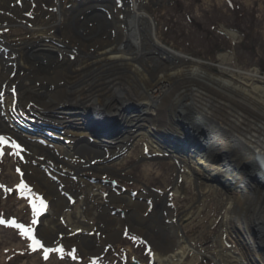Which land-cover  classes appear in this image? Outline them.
Wrapping results in <instances>:
<instances>
[{
	"label": "rangeland",
	"instance_id": "1",
	"mask_svg": "<svg viewBox=\"0 0 264 264\" xmlns=\"http://www.w3.org/2000/svg\"><path fill=\"white\" fill-rule=\"evenodd\" d=\"M84 1L86 4L82 6L83 0H56V2L55 0H11L12 8L15 5L18 6L20 13L22 12L30 23H24L25 19H22L13 25L0 28V42L6 43L7 46L12 43L20 44L23 39L29 38L31 32L29 27L37 24L47 26L45 32L52 36L53 40H63V37H56L60 31L57 30L59 28L54 20L59 19L60 15L63 17L66 14L69 15L70 8L75 6H80L77 10H84L89 18H93L95 16L93 14H98L99 18L102 15L103 20L107 18L111 21L121 20L124 16L123 10L127 8L125 0ZM139 1L147 2V7L144 9L154 22V31L158 39L172 50L180 52L185 56L183 59L187 61L183 62L179 56L169 57L145 47L142 50L145 52L144 56L153 57V61L148 60L151 65L149 68H157L159 74L176 73L191 64L200 67L212 76L232 79L231 71L226 70L225 67L222 69V64L264 68V0ZM6 8L7 6L0 7V13L2 11L10 13L5 10ZM95 9H99L100 13H93ZM37 11L42 14L38 18L35 17ZM90 12L93 14L88 15ZM117 30L119 31L117 28H110L112 35ZM139 30L144 47L147 43L145 33L141 28ZM101 38L106 39L107 37L101 35ZM0 48L4 50L2 46ZM46 55L52 54L46 53ZM65 55L74 64L77 60H81L79 58L81 55L70 51L65 52ZM43 62H46L45 59ZM167 87L178 91L179 85L177 82H171L162 88ZM258 88L260 95L264 97L262 85ZM139 105L135 100L126 101L119 109L121 110L120 117L127 118L129 115L139 113ZM17 106L20 108L13 94L0 97V121L12 132L22 135L26 141H29L32 151L40 159L48 155L46 151L51 150L56 154H63L65 150H73L75 146L65 139L66 131H72L81 136L77 144L85 145L84 143L90 141L96 145H93L95 148H105L104 150L107 151L110 149L109 142L112 138L96 137L84 126L88 118L96 119L90 108L91 113L76 107L65 114L56 115L57 119H55L26 114L24 111L18 112ZM182 107L187 108L185 103ZM168 109L167 104H163L160 112L154 109L152 113L155 115L153 119L155 125H146V122L141 125L143 136L128 141L122 152L108 159L107 171L100 167L85 168L79 171L78 180L72 175L70 176L72 180L64 183L47 171V176L54 180L53 189L59 195L60 202H63L64 210L73 214L77 212L82 221L92 223L95 221L90 219L91 216L99 212L101 204L109 201L107 198L109 195L124 196L127 200L135 201L139 198L140 193L138 192L145 191L149 196H146V206L142 213L153 214V217H147L142 220V223L150 224L151 221H156L162 229L161 235L157 234L158 238L166 231L170 232L169 224L178 223L176 219L182 212H189V215L179 222L183 230L179 235L191 239L196 249L202 253L193 264H222L215 259L214 252L220 236L228 249H226V257H235L237 259L235 264H264V232L257 236L258 227L255 228L250 222L246 225V218H242L239 214L237 216L239 223L226 227L231 203V198L228 197L233 185L219 176L204 178L201 168H197L194 174L193 172L187 173L188 170L191 171L190 166L182 165L177 160L176 156L188 157L204 151L207 144L201 140L191 139L189 145L183 142L184 139L181 140L180 133L183 132L182 125L187 123L182 117L175 120V117H172L170 120L166 116V113H169ZM108 115V118H115V116ZM122 122L125 131L120 137L125 136L129 128L125 119L122 118ZM87 136H90L89 140ZM5 139L8 141L7 144L0 143V186H2L0 187V220L6 221L0 223V236L4 235V244L0 241V264H33L31 262L33 259L39 260V264H52L54 261H64L60 255L65 252L71 253L73 259L80 258L85 264H107L110 259L115 260L117 264H127L133 258L142 264H156L154 249L148 240L142 234H137L128 228H125L116 240L101 245L102 252L91 259L75 246L61 242L46 243L41 240L38 231L42 223L41 219L48 213L51 214L50 202L24 175L25 170L22 163L25 161L23 151L26 147L13 148V140ZM219 141H222L221 137ZM185 146H188L190 150L183 151L182 148ZM218 152H220L217 154L218 158H222L224 151L218 149ZM111 170L119 173L126 171V174L113 175ZM248 170L247 176L249 177L242 179L238 185L257 184L258 177L250 165L234 168L235 173L243 171L247 174ZM69 171L68 167H63L61 172ZM144 172L147 173L144 174ZM21 181L28 186L27 189L17 187ZM142 183L148 187L149 191L144 189ZM178 185H180L178 193H174L173 190ZM8 189L11 191L9 192ZM200 191H205V193L201 196ZM167 197L171 202L166 199ZM37 198H42L47 205L39 214L32 207L33 201L39 207ZM164 200L168 201L165 202L167 206L172 205V209L160 204L152 205L153 201L162 203ZM19 207L22 208L18 209ZM114 212L115 210L111 211V214ZM171 215H173L172 218ZM251 217L254 215L248 216V221H255V218ZM11 220H15L17 224H23L26 228L30 227L31 235L35 236L44 248L36 247L33 250L30 247L33 244L32 239L22 235L21 229L7 223ZM33 220L36 222L33 223ZM102 224L101 226H104ZM8 236H11V239ZM45 248H62L63 251H51L45 259Z\"/></svg>",
	"mask_w": 264,
	"mask_h": 264
},
{
	"label": "bare ground",
	"instance_id": "2",
	"mask_svg": "<svg viewBox=\"0 0 264 264\" xmlns=\"http://www.w3.org/2000/svg\"><path fill=\"white\" fill-rule=\"evenodd\" d=\"M10 2L11 0H0V7L7 6L5 10L10 11L0 13V28L13 25L22 19L26 20L24 23L29 24L30 20L20 13L18 6L12 8ZM85 4L83 0L81 5ZM125 6L127 8L123 10V18L112 21L107 18L103 20L102 15L99 18L98 14H93L100 13L99 9L90 12L88 15L95 16L89 18L84 10H77L80 6L70 8L69 15H60L59 19L54 20L59 28L57 30L60 31L56 37H63V40H53L52 36L45 32L47 26L37 24L29 27V38L23 39L20 44L12 43L7 46L6 43L0 42V46L4 48H0V97L13 94L20 106L16 108L18 112L24 111L26 114L33 113L55 119L56 115L65 114L76 107L81 110L96 109L109 114L117 113L126 101L135 100L140 104L141 112L127 117L129 130L126 135L112 138L109 142L110 149L107 151L105 148L93 147L95 144L90 141L84 143L85 145L77 144L81 136L66 131L65 139L75 146L73 150H65L63 154L46 151L48 155L40 159L32 151L29 141L12 132L1 121L0 134L4 138H11L19 146L26 147L23 151L25 161L22 163L24 175L50 202L51 214L48 213L41 219L38 231L41 240L46 243L61 242L75 246L91 259L102 252L101 245L116 240L125 228H128L148 240L154 249L156 264H193L202 253L196 249L191 239L179 235L183 231L179 222L185 219L189 212H182L176 219L178 223L169 224L170 232L166 231L158 238L157 234L161 235L162 229L156 221H151L150 224L142 223L147 217H153V214L142 213L146 206V196H149L147 192L142 191L138 192L139 198L135 201L127 200L124 196L109 195V201L101 204L96 215L91 216L90 213V219L95 222L89 223L82 221L77 212L73 214L64 210L63 202H60L59 195L53 189L54 180L46 174L49 171L64 183L71 181L72 175L78 180L79 171L85 168L100 167L107 171L108 159L122 152L128 141L143 136L140 126L145 122L146 125H153L155 115L152 112L154 109L160 112L163 104H167L169 113H166V116L170 120L172 116L181 117V112L190 113L191 116L185 115L191 119L190 124L195 129L207 132L208 141H205L207 147L204 151L188 157L176 156L180 164L190 166L191 171L188 170L187 173L194 174L197 168H201L204 178L219 176L233 185L228 197L231 198V203L226 227L239 223V214L246 218V225L250 222L255 228L258 227L257 236L264 232V187L258 183L238 185L242 179L249 177V170L247 174L234 171L235 167L248 164L256 175L259 174L258 170L254 169V159L259 155L264 165V99L258 86L254 85L252 80L238 81L212 76L191 64L176 73L159 74L157 68H149L151 65L148 60L153 61V57L144 56L145 52L142 50L145 47L169 57L176 55L183 62L187 61L180 52L172 50L158 39L154 22L144 9L147 7L146 1L125 0ZM39 7L41 8L40 5ZM37 12L35 17L38 18L42 14ZM110 28H117L119 31L112 35ZM140 28L144 31L147 41L144 47ZM101 35L107 38L102 39ZM69 51L81 55V60L74 64L65 55V52ZM46 53L52 55L48 56ZM43 59L46 62H43ZM171 82H177L178 91L171 87L162 88ZM119 85L125 87H117ZM184 103L187 108L183 109ZM234 103L239 104L244 111ZM87 137L89 140L90 136ZM220 137L222 141H219ZM210 143L214 144L212 149ZM218 149L224 151L222 158L217 156L220 153ZM63 167H68L70 171L62 173ZM111 172L113 175L126 174V171ZM179 188L180 185L173 192L178 193ZM144 189L149 191L145 185ZM200 192L201 196L205 193ZM166 199L170 201L169 197ZM168 201H153L152 205L160 204L172 209V205L165 204ZM113 210L115 212L111 214ZM253 215L251 218H255V221H248V216ZM101 223L104 226H101ZM3 236H0V241L4 244ZM8 238L11 239V236ZM259 242L263 244L261 240ZM226 249V244L220 236L214 250L215 259L222 264H235L237 259L226 257ZM61 254L60 257L64 261H54L52 264H85L80 258L73 259L69 252ZM38 261L31 260L33 264H39ZM107 264L117 262L110 259Z\"/></svg>",
	"mask_w": 264,
	"mask_h": 264
},
{
	"label": "water",
	"instance_id": "3",
	"mask_svg": "<svg viewBox=\"0 0 264 264\" xmlns=\"http://www.w3.org/2000/svg\"><path fill=\"white\" fill-rule=\"evenodd\" d=\"M140 108V105H139ZM138 108V109H139ZM93 110V115L96 117L95 120H93L92 118H88V120L86 121V123H84V126L87 130H89L92 134H94L96 137H105V138H114V137H119L122 136L123 132L125 131L124 126H123V122H122V118L125 119V121L127 120V118L125 116H121L120 117V112L121 110H119L117 113H112L110 114L111 116H115V118H108L107 116H109V113H106L105 111H100V110H96V109H92ZM141 110V109H140ZM90 112V110H88ZM141 112V111H140ZM91 113V112H90ZM104 113V114H103ZM181 117L184 119V122H186V125H182V129L183 132L180 133V137L181 140L184 139L183 142H185L187 145L191 144V140H201L202 142H204L205 144H207L206 142L207 140V132H205L203 129H195L191 124V119L189 117H186L185 115L191 116L190 113H183L181 112ZM33 114V113H30ZM116 114V115H113ZM36 115V114H33ZM130 116V115H129ZM128 116V117H129ZM174 117V116H172ZM180 116H176L175 119H177ZM128 124V123H127ZM129 126V124H128ZM186 127V129L184 128ZM129 130V128L127 129V131ZM194 141V142H195ZM206 141V142H205ZM183 144V143H182ZM193 144V142H192ZM214 144H209L210 148H213ZM207 147V145H206ZM183 151H189L190 148L188 146H185ZM261 155H259V157L257 156L256 159H254L255 165L254 167L256 168V170H258L257 174V183L260 184L261 186L264 187V165L262 163V159L260 158ZM127 264H142L140 263L137 259L133 258L131 262L127 263Z\"/></svg>",
	"mask_w": 264,
	"mask_h": 264
},
{
	"label": "snow or ice",
	"instance_id": "4",
	"mask_svg": "<svg viewBox=\"0 0 264 264\" xmlns=\"http://www.w3.org/2000/svg\"><path fill=\"white\" fill-rule=\"evenodd\" d=\"M0 143L7 144L8 141L4 137L0 136ZM12 147L19 149L20 146L18 144H16L15 142H13L12 143ZM0 187H2V186H0ZM17 187L21 188V189H27L28 186L26 184H24L23 181H21V183L19 185H17ZM28 190L31 191L30 189H28ZM8 191L10 192L11 189H8ZM37 199H39V207H37V205H36V203L34 201L32 202V207H33V210L37 214H39L41 211H43L46 208L47 205H46V202L42 198H37ZM5 222L6 221H4V220H0V223H5ZM35 222L36 221L33 220V223H35ZM7 223L11 224V225H14L15 227L21 229L22 230V233H21L22 235L29 236L32 239L33 244L30 245V247H32L33 250H35L36 247L44 248V245L41 244V242L39 240H37L35 238V236L31 235L32 229L30 227L26 228L23 224H17L15 220L7 221ZM133 239H135V237H133ZM51 251H60V252H62L63 249L62 248H57V249H47V248H45L44 249L45 259L48 258V253L51 252ZM70 255H71V253H70Z\"/></svg>",
	"mask_w": 264,
	"mask_h": 264
},
{
	"label": "built area",
	"instance_id": "5",
	"mask_svg": "<svg viewBox=\"0 0 264 264\" xmlns=\"http://www.w3.org/2000/svg\"><path fill=\"white\" fill-rule=\"evenodd\" d=\"M235 78L238 81H253V84H258L260 82H264V74L259 73L256 68L250 69H237V73L235 74ZM264 102V101H263Z\"/></svg>",
	"mask_w": 264,
	"mask_h": 264
}]
</instances>
